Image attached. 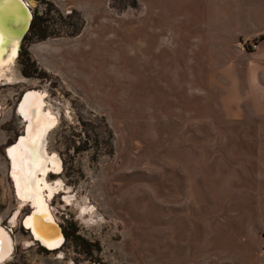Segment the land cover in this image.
I'll return each instance as SVG.
<instances>
[{
  "label": "rangeland",
  "instance_id": "374dc122",
  "mask_svg": "<svg viewBox=\"0 0 264 264\" xmlns=\"http://www.w3.org/2000/svg\"><path fill=\"white\" fill-rule=\"evenodd\" d=\"M28 1L19 79L0 85V224L14 245L1 264L262 262L263 128L223 107L199 1ZM31 90L58 118L46 136L62 166L47 176L63 186L49 200L64 237L53 251L28 242L4 154Z\"/></svg>",
  "mask_w": 264,
  "mask_h": 264
},
{
  "label": "bare ground",
  "instance_id": "6f19581e",
  "mask_svg": "<svg viewBox=\"0 0 264 264\" xmlns=\"http://www.w3.org/2000/svg\"><path fill=\"white\" fill-rule=\"evenodd\" d=\"M16 2L21 7L30 5L28 0ZM21 7L12 0H0L1 11L8 14L6 21L9 25L26 24L31 17L28 8ZM17 46V36L7 32L0 24V85H15L19 79L12 69ZM45 96V90H31L22 97L17 113L20 122L24 124V131L16 144L7 148L6 156L9 164L8 175L18 208L30 204L32 209L23 225L31 237L38 240L39 245L53 251L63 239L49 200L63 186L59 179L48 182L47 176L51 173L58 174L62 166L57 154L47 150V133L58 122V118L57 112L51 108ZM68 198L65 196L64 199ZM78 209L79 215L91 212L87 205ZM16 216L17 213L10 220L12 225L15 224ZM13 246L9 231L0 224V264L9 258Z\"/></svg>",
  "mask_w": 264,
  "mask_h": 264
},
{
  "label": "crops",
  "instance_id": "0c3cea01",
  "mask_svg": "<svg viewBox=\"0 0 264 264\" xmlns=\"http://www.w3.org/2000/svg\"><path fill=\"white\" fill-rule=\"evenodd\" d=\"M198 1L204 12L200 23L206 21L212 26L209 29L216 54L215 66L208 74L226 97L223 107L230 108L237 118H247L249 125L263 128V135L259 136L264 137V0ZM246 40H254L255 49L238 47V42ZM262 166L264 174V161ZM261 241L255 248H260ZM254 263L264 264L259 258Z\"/></svg>",
  "mask_w": 264,
  "mask_h": 264
},
{
  "label": "water",
  "instance_id": "95a60500",
  "mask_svg": "<svg viewBox=\"0 0 264 264\" xmlns=\"http://www.w3.org/2000/svg\"><path fill=\"white\" fill-rule=\"evenodd\" d=\"M18 1V0H17ZM34 1V0H33ZM12 2L16 3L17 6L21 7L17 2L16 0H12ZM22 5V3H20ZM22 7L24 8H28V10L30 11V15L31 17L28 19L27 23L24 24V23H20L18 25H9L6 21V18H7V13H4V11H1V8H0V24H2V28H4L7 32H9L10 34L12 35H15L17 36L18 38V46H17V50L19 49V43H20V40L23 38L24 34L26 33V31L28 30L29 28V25H30V22H31V19H32V14H31V5H26V6H23ZM21 7V8H22Z\"/></svg>",
  "mask_w": 264,
  "mask_h": 264
},
{
  "label": "flooded vegetation",
  "instance_id": "af4514ba",
  "mask_svg": "<svg viewBox=\"0 0 264 264\" xmlns=\"http://www.w3.org/2000/svg\"><path fill=\"white\" fill-rule=\"evenodd\" d=\"M25 35V34H24ZM26 92V91H25ZM25 92H22V94H24ZM21 94V95H22ZM21 97V96H20ZM20 97H19V99H20ZM19 101V100H18ZM16 108V107H15ZM17 109V108H16ZM16 115H17V113H16ZM19 118V117H18ZM19 120H20V118H19ZM21 121V120H20ZM21 123V126H22V131H21V134L19 135H16V137H14L15 138V140L13 141V143H11V144H8L6 147H5V149H4V154H5V157H6V149L7 148H9L10 146H12V145H14V143L16 144V142L18 141V139L22 136V134H23V131H24V124L22 123V122H20ZM6 159H7V157H6ZM8 163V162H7ZM52 174V173H51ZM10 180V179H9ZM10 183H11V181H10ZM28 207H29V213H28V215L27 216H29L30 214H31V210L32 209H30V206L28 205ZM26 216V217H27ZM23 220H24V218L22 219V221H21V225H22V227L24 228V226H23ZM56 224H57V222H56ZM58 225V224H57ZM58 229H59V231H60V233H61V235H62V239L63 240H61V242H60V244L58 245V248L63 244V242H64V237H63V234H62V232H61V228L58 226ZM28 232V234L30 235V232L29 231H27ZM30 244H33V243H36L37 245H38V240H34L32 237H31V235H30V241H28ZM29 244V245H30ZM28 245V246H29ZM38 246H40V247H42L43 249H45L46 251H50L49 249H47L46 247H44V246H41V245H38ZM27 247V246H26ZM60 256H61V253H58L57 254V258H60ZM71 263H73V262H71Z\"/></svg>",
  "mask_w": 264,
  "mask_h": 264
},
{
  "label": "built area",
  "instance_id": "2783aa9c",
  "mask_svg": "<svg viewBox=\"0 0 264 264\" xmlns=\"http://www.w3.org/2000/svg\"><path fill=\"white\" fill-rule=\"evenodd\" d=\"M238 47L243 50L244 49L253 50L256 47V43L254 40L240 41L238 42ZM261 261L264 263V243L262 244V248H261Z\"/></svg>",
  "mask_w": 264,
  "mask_h": 264
}]
</instances>
